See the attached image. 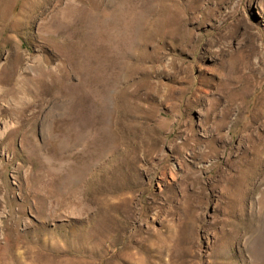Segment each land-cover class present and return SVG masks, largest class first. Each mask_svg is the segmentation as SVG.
Returning a JSON list of instances; mask_svg holds the SVG:
<instances>
[{"label":"rangeland","instance_id":"obj_1","mask_svg":"<svg viewBox=\"0 0 264 264\" xmlns=\"http://www.w3.org/2000/svg\"><path fill=\"white\" fill-rule=\"evenodd\" d=\"M0 264H264V0H0Z\"/></svg>","mask_w":264,"mask_h":264}]
</instances>
